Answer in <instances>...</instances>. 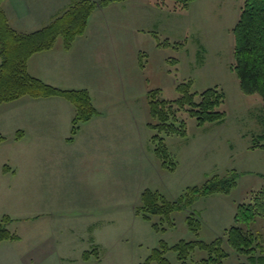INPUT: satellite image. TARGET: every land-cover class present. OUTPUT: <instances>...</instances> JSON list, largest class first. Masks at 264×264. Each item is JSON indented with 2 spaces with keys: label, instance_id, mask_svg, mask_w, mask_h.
Here are the masks:
<instances>
[{
  "label": "rangeland",
  "instance_id": "1",
  "mask_svg": "<svg viewBox=\"0 0 264 264\" xmlns=\"http://www.w3.org/2000/svg\"><path fill=\"white\" fill-rule=\"evenodd\" d=\"M151 1L155 2L151 6L156 15L161 10L170 14L172 24L167 31L160 32L164 26L158 24L159 38L153 43L143 38L140 46L135 42V49L126 45L125 72L116 81L110 77L101 79V74L96 80L95 74L87 70L79 73L78 84L65 89L92 88L89 93L93 104L103 117L117 122L119 133L127 129L128 139L114 144L117 151L105 150L101 145L102 131L90 124L83 126H88L85 136H76L78 141L68 144L76 113L70 121L65 114L57 115L61 127L45 131V137L53 138L51 143L45 139L41 146L34 139H27L25 144L14 140L0 143V160L19 156L17 163L23 170L33 171L34 176L43 171L48 175L51 171H64L59 177L63 178L62 185L55 191L53 183L43 190L40 183L28 185L24 177H12L11 187L7 186L11 181L0 182V223L9 217L8 228L22 240L0 245V264H144L162 242L173 247L181 241H226L227 231L238 225V207L251 203L254 194L264 189V150L253 149L254 145L264 144L263 100L258 94L246 95L242 91L233 69L234 29L245 0H188V10L179 6L181 2L177 4L179 0ZM139 3H122L108 9L102 15L106 23L103 26L115 32L118 24L119 33L125 32L121 37L128 42V17L137 12ZM55 46L64 47L63 37L57 39ZM189 82L198 94L214 88L223 90L226 102L221 110L227 116L222 124L200 125L182 112L179 118L181 124L185 122L186 136L162 135L169 153L166 167L153 142L157 131L149 126L153 120L148 94L159 90L161 99L176 100L180 96L178 86ZM117 85L122 92H108ZM20 100L23 106L18 114L27 112L23 115L27 121L35 118V107L27 103L40 99ZM13 105L0 107V135L13 130L11 120L17 112ZM6 110L14 114L5 115ZM25 132L30 134L31 128ZM42 152L50 156L42 168L38 158L28 161L30 155ZM173 165L176 169L170 170ZM233 173L237 174V185L230 193L199 197L192 207L172 215V226L160 216L146 220L139 212L142 194L148 189L177 201L188 189L202 187L215 176ZM41 197L45 202L40 203ZM43 213L51 215L37 221ZM192 214L202 222L198 232L189 228L187 218ZM254 232L261 246L256 254L264 255V220ZM46 246L56 250L44 252ZM225 246L230 253L227 264H250L247 256ZM206 257L208 253L197 250L189 263ZM166 258L172 264H182L173 249Z\"/></svg>",
  "mask_w": 264,
  "mask_h": 264
},
{
  "label": "trees",
  "instance_id": "2",
  "mask_svg": "<svg viewBox=\"0 0 264 264\" xmlns=\"http://www.w3.org/2000/svg\"><path fill=\"white\" fill-rule=\"evenodd\" d=\"M5 0H0V107L14 103L23 97L32 99L63 98L70 102L75 109L72 137L78 135L82 124L92 121L99 116L88 90H65L54 87L33 77L28 70L30 59L40 53L51 51L57 39L63 37L64 47L70 50L76 40L86 33L88 23L93 14L100 8L109 6L113 0H74L59 16L40 30L24 33L15 30L4 10ZM177 1V0H176ZM182 9L188 7V0H179L177 4ZM235 36V70L241 89L246 95L258 94L262 97L264 107V0H245L239 21L234 29ZM177 90L180 96L176 100H163L159 90L148 94L150 116L149 124L157 131L153 138L158 157L168 167V148L162 135L186 136L185 122L181 124L180 114L187 112L200 125L207 123L222 124L226 112L221 107L226 102V94L219 88L208 89L202 93L192 91V83L181 84ZM2 138H0L1 140ZM263 149L264 144H257L253 149ZM175 170L176 166L169 167ZM229 175V174H228ZM215 176L202 187L188 189L186 194L177 201L168 200L159 191L146 190L142 194V206L139 212L146 220L152 216H160L169 225H174L172 215L192 207L199 197L214 194H228L237 185V174L230 176ZM264 220V189L254 194L253 201L240 205L236 214L237 226L227 231V240L216 239L212 243L203 241H181L173 247L162 242L155 248L144 264H172L166 254L173 249L178 253L182 264H190L192 255L200 250L209 254L195 264H227L233 251L249 258L250 264H264V255H257L258 237L254 229ZM10 218L5 217L0 223V245L4 242H15L21 238L13 233L8 225ZM189 228L198 232L202 222L194 214L187 218ZM156 227L159 229L158 225ZM157 229V230H158Z\"/></svg>",
  "mask_w": 264,
  "mask_h": 264
},
{
  "label": "crops",
  "instance_id": "3",
  "mask_svg": "<svg viewBox=\"0 0 264 264\" xmlns=\"http://www.w3.org/2000/svg\"><path fill=\"white\" fill-rule=\"evenodd\" d=\"M72 1L74 0H5L3 7L9 18L11 26L15 30L24 33H30L40 30L48 25L54 19L57 13L68 8ZM129 2L140 3L137 4V12L130 14L128 17L129 22L127 24V42L123 37H121V35L125 34V32L123 30L119 33L118 24H115V32L103 26V24L106 23L102 15L105 13V11L112 7H116L122 3L127 4ZM151 4L155 5V2L151 0H113L109 6L100 8L93 14L89 20L86 33L84 36L76 40L70 50H66L63 46H54L51 51L43 52L33 56L28 63L29 73L33 77L41 79L45 83L60 89H72L74 85L78 84L80 78L79 73H84L87 70L92 75L95 74L94 77L96 80L98 79V74H101V79L110 77L116 81L119 76L125 72L126 60L123 55V48L127 45L128 48L135 49V42L138 41V45L140 46L141 40L143 38H146L153 43L155 39L159 38V32H156V26L158 24L163 25L164 27L161 28L162 31L160 32H166L167 27L172 24L170 22V14L167 16V14L161 10L162 12H158L159 15H156L153 10L154 7H152ZM150 7H152V9ZM188 9L189 7L187 10ZM177 12L178 11L176 10V13ZM116 21L118 22V20ZM176 28L179 27L177 26ZM147 32H150L152 35L147 36ZM155 33L156 36L154 35ZM198 57L199 56L197 54V58ZM133 67L136 69L134 59ZM122 78L123 76L119 79V81L122 80ZM118 88H120L119 85L113 88V90L110 89L108 92H122L121 90L118 91ZM133 88H135L134 85ZM95 89H97V87ZM92 90L93 89L91 88L89 91ZM28 101L31 100H25V102ZM19 102H21V100L11 103L14 104L12 109H17V112H15L17 115L15 114L11 120L13 123L12 132L5 130L3 131L4 135H0V138H2L0 140L1 144H9L12 142V140L20 144H25L28 143L27 139H34L36 144L40 146L44 139L47 143H51L53 138L45 137V131L47 129L54 130L61 127L62 123H59V121L56 120L57 115L65 114L70 121L75 114L73 106L63 99H40L36 100L34 104H31L32 102L27 103L35 107L34 114H37L35 118L27 121L23 116L27 112L24 111L18 114V109L20 110L23 106V104L20 106ZM95 107L98 110L97 106ZM98 112L100 113L98 117L94 118L87 124H82L77 136L81 137L84 135V132L87 130L90 124L97 130L102 131L103 134L101 138V145L105 146V150H109L110 152L117 151V148L114 147V144H121L123 141H126L125 138H127V129L123 128L121 129L123 134L122 132L119 133L121 127L117 124V122L114 120H108V118L105 119L103 117V113L100 110ZM4 114L11 115L14 114V112H8V110H6ZM84 125L88 126L83 127ZM27 128H31L30 134L25 132ZM54 135L55 133H53V136ZM69 139L70 138H67V141L68 144L71 145L78 141L77 139H73V141L70 142ZM37 158L38 162H40L39 166L42 168L43 164L49 161L48 158H50V156L42 152V154H34L32 157L31 155L27 157L28 161L29 159L30 161H34ZM19 159L20 157L17 156L14 159L9 158L0 160V182L3 180L8 182L11 181L7 183V186L11 187L13 186L12 183H14V181L11 180L12 177L15 179L24 177L28 185H32L35 182L36 184L40 183V186L43 187V190H45L46 186H50L51 188V183H53L52 189L54 191L59 187V185H62L63 178H60L61 180H59V177L64 173L63 170L62 173L51 171L50 175H48L45 171L39 172L40 175L37 177L34 176L33 171L30 169H28V171L23 170V166H20L17 163ZM26 166L27 165H25V167ZM39 201L40 203L42 201L45 202V199L41 197ZM46 215H51V213L40 214L37 221H39L41 218L44 219ZM21 241L22 240L20 239L19 241H15V243H20ZM5 243L8 242H4L2 245ZM43 250L44 252L45 250L52 251L56 250V247L52 248L51 246H46L43 248Z\"/></svg>",
  "mask_w": 264,
  "mask_h": 264
}]
</instances>
